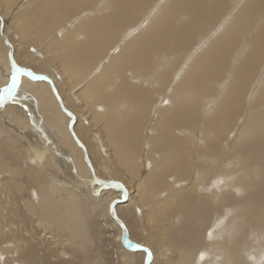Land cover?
<instances>
[{"label":"bare ground","instance_id":"1","mask_svg":"<svg viewBox=\"0 0 264 264\" xmlns=\"http://www.w3.org/2000/svg\"><path fill=\"white\" fill-rule=\"evenodd\" d=\"M0 264H264V0H0Z\"/></svg>","mask_w":264,"mask_h":264},{"label":"snow or ice","instance_id":"2","mask_svg":"<svg viewBox=\"0 0 264 264\" xmlns=\"http://www.w3.org/2000/svg\"><path fill=\"white\" fill-rule=\"evenodd\" d=\"M19 71H20V70L17 69V72H19ZM43 79H47V77H43ZM18 82H19V81H18V77H17V76H13V78H12V83H11L10 87L6 88V89L4 90V93H5L6 95H12V93L14 92V90H15V88H16ZM201 258H203V257H201Z\"/></svg>","mask_w":264,"mask_h":264},{"label":"water","instance_id":"3","mask_svg":"<svg viewBox=\"0 0 264 264\" xmlns=\"http://www.w3.org/2000/svg\"><path fill=\"white\" fill-rule=\"evenodd\" d=\"M136 247H138V248H142V249H145L143 246H136Z\"/></svg>","mask_w":264,"mask_h":264},{"label":"rangeland","instance_id":"4","mask_svg":"<svg viewBox=\"0 0 264 264\" xmlns=\"http://www.w3.org/2000/svg\"><path fill=\"white\" fill-rule=\"evenodd\" d=\"M13 61H14V59H13ZM12 62V61H11ZM12 68H13V70H14V65L12 64ZM17 73V72H16ZM16 75V74H15Z\"/></svg>","mask_w":264,"mask_h":264}]
</instances>
